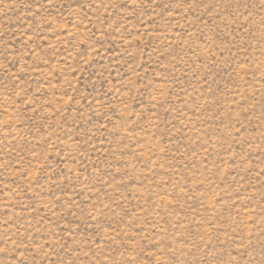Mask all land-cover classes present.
Returning a JSON list of instances; mask_svg holds the SVG:
<instances>
[{"label":"rangeland","instance_id":"obj_1","mask_svg":"<svg viewBox=\"0 0 264 264\" xmlns=\"http://www.w3.org/2000/svg\"><path fill=\"white\" fill-rule=\"evenodd\" d=\"M0 264H264V0H0Z\"/></svg>","mask_w":264,"mask_h":264}]
</instances>
